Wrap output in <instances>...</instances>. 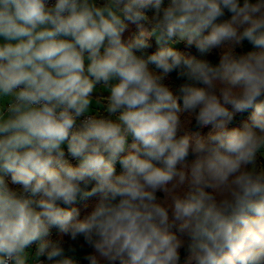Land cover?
<instances>
[{
	"label": "clouds",
	"instance_id": "obj_1",
	"mask_svg": "<svg viewBox=\"0 0 264 264\" xmlns=\"http://www.w3.org/2000/svg\"><path fill=\"white\" fill-rule=\"evenodd\" d=\"M84 262L264 264V0H0V264Z\"/></svg>",
	"mask_w": 264,
	"mask_h": 264
},
{
	"label": "trees",
	"instance_id": "obj_2",
	"mask_svg": "<svg viewBox=\"0 0 264 264\" xmlns=\"http://www.w3.org/2000/svg\"><path fill=\"white\" fill-rule=\"evenodd\" d=\"M174 78H175V73H173V79H174ZM174 82H175V83H179V81H175V79H174ZM120 171H121V169H120L119 165H117V173H119ZM10 186H12V185H10ZM12 187H15V186H12ZM94 200H95V197L92 198L91 200H88V201H84V202H82V204H83V203L88 204V208L90 209L91 204H92V202H93ZM87 251H90V250H89V249H84V250L79 251V252L77 253V258H78V259H82L83 255H84ZM84 264H87V262H84Z\"/></svg>",
	"mask_w": 264,
	"mask_h": 264
},
{
	"label": "rangeland",
	"instance_id": "obj_3",
	"mask_svg": "<svg viewBox=\"0 0 264 264\" xmlns=\"http://www.w3.org/2000/svg\"><path fill=\"white\" fill-rule=\"evenodd\" d=\"M100 94H102V93H97V95H100Z\"/></svg>",
	"mask_w": 264,
	"mask_h": 264
}]
</instances>
